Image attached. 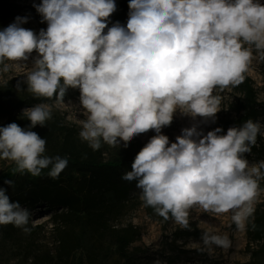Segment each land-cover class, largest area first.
Here are the masks:
<instances>
[{
	"label": "clouds",
	"instance_id": "obj_1",
	"mask_svg": "<svg viewBox=\"0 0 264 264\" xmlns=\"http://www.w3.org/2000/svg\"><path fill=\"white\" fill-rule=\"evenodd\" d=\"M34 7L46 30L36 34L21 26L27 17H16L0 31V73L24 72L27 91L55 96L58 106L67 107V90L78 89L86 117L77 120L79 137L94 151L102 142L127 147L135 136L154 131L122 180L137 181L144 202L160 216L170 215L189 229V210L199 206L216 214L231 212L237 227L245 228L264 191L259 183L264 161L250 166L245 154L264 125L249 119L223 135L219 127L205 135L193 125L170 146L161 129L177 111L214 121L222 99L214 90L243 80L254 58L251 46L264 59V4L130 0L126 26L116 22L111 27L115 0H41ZM22 115L28 127H0V160L13 162L20 173L39 176L50 168L49 176L57 177L67 158L45 156V139L31 130L45 126L52 106L37 104ZM4 184L11 187L13 181ZM7 191L0 187V225L23 228L30 213ZM200 243L208 250L231 246L229 237L211 225Z\"/></svg>",
	"mask_w": 264,
	"mask_h": 264
},
{
	"label": "rangeland",
	"instance_id": "obj_2",
	"mask_svg": "<svg viewBox=\"0 0 264 264\" xmlns=\"http://www.w3.org/2000/svg\"><path fill=\"white\" fill-rule=\"evenodd\" d=\"M40 2L41 0H19L22 9L9 25L16 17H27V23L21 26L38 34L44 28L34 17L30 7L39 5ZM259 2L264 4V0ZM251 47L254 58L245 73L251 80L260 111L264 108V59H261L254 46ZM35 57L36 53L33 52L26 62L28 67H31ZM2 67L3 65H0V68ZM13 79L24 81L25 73L15 70L0 73V104L4 100L2 87ZM236 87L237 84L230 85L224 90H214L213 94L222 98L221 110L216 113L214 121L199 116L192 118L177 111L173 115L172 123L161 129V134L168 137L169 145L176 142V137L181 135L182 129L193 125L197 126V131L205 135L215 128H220L221 125H227L221 135L226 134L230 127L242 126L239 124L243 113L242 97L236 92ZM64 103L67 107L58 106L57 99L48 103L52 106L49 121L53 120L59 126L74 132L77 139L88 145L79 137L81 129L77 120L86 119L83 109L79 107V90L69 88ZM260 113L256 122L264 125V112ZM7 125L4 113L0 110V127ZM44 130V139L48 141L53 137L51 133L54 128L47 124ZM261 133L256 140L255 148L252 149L251 146L250 153L245 154L250 166L264 161V128L261 129ZM154 135L155 132L150 130L135 136L128 142L127 147L123 142H119L116 147L102 142L100 147L102 156L99 160L106 162L127 153L132 154L135 159ZM54 144L56 143L53 142L49 144L50 147L45 148V156L57 150V145ZM15 167L11 161L0 160V176ZM30 176L37 177L31 174ZM19 177L15 178L11 187L4 186L8 188L9 197ZM259 183L260 188L264 190V179ZM82 187L90 202L85 212H81L78 205H74L71 210L31 209L28 210L30 213L28 224L23 228L12 224L0 225V264H155L157 261L160 264H264V256L258 253L261 244L249 240L248 222L245 228H238L231 219V212L216 214L194 206L189 210V227L199 231L200 236L197 239L189 238L175 242L174 232L184 228L170 215L165 219L157 214L153 207L144 202L140 189L131 192L126 199L117 200L109 189H89L84 184ZM255 211L264 212V191L258 197ZM208 225L218 228L220 234L229 237L231 246L228 249L215 246L212 250L204 248L200 243V237ZM128 230L135 233L130 240L128 239L129 244L120 250L116 240L120 236L128 237ZM182 251H187V254Z\"/></svg>",
	"mask_w": 264,
	"mask_h": 264
},
{
	"label": "trees",
	"instance_id": "obj_3",
	"mask_svg": "<svg viewBox=\"0 0 264 264\" xmlns=\"http://www.w3.org/2000/svg\"><path fill=\"white\" fill-rule=\"evenodd\" d=\"M129 2L130 0H115L116 11L109 17L108 27H111L116 22H119L121 26H126ZM30 8L34 17L46 30L47 24L41 23L42 17L36 12L35 7ZM21 9L19 0H0V31L9 26L10 21L15 18ZM106 32L107 28L105 29ZM18 82H20L21 90L17 88ZM2 90L4 100L0 104V110L4 113L8 124L16 123L21 128H26L29 124V121L21 113L23 109L33 107L37 104H48L56 100L55 96L45 98L33 95L27 91L26 85L19 79L11 80L2 87ZM236 90L242 97L241 109L243 113L239 124L243 125L249 119L256 122V119L261 114L260 112H264V108L259 111L256 93L246 73H244L243 80L237 84ZM48 121H46L45 125L49 124L53 126L54 131L51 133L53 137L46 141L48 146L45 145V148L50 147L51 145L49 144H53V142L56 143L54 145H57V150H54L48 157L60 156L61 158H67V166L55 178L49 176L50 168L43 169L37 177H31L28 173L15 171L16 167L1 175L0 187L7 186L4 184L5 180L14 182L15 178L20 176L16 180L12 195L10 196L12 201H18L21 207L28 210L41 208L47 210H71L74 205H78L81 208V212H85L90 202L87 195L82 191V184L89 189H109L117 200L126 199L131 192L139 189L136 186L137 181L122 180V176L131 170V165L134 162L132 154L127 153L110 161L102 162L99 160L100 156H102L100 148L94 151L89 145L77 139L74 132L59 126L53 120ZM226 127L227 125H221L222 132L225 131ZM44 128L45 126L41 127L37 125L31 130L44 139ZM257 138H259V135ZM253 148H255V145L252 146ZM252 223L256 225L254 229L252 228ZM134 233L133 230H128V237H118L116 242L120 250L129 244L128 239L130 240ZM247 233L250 242L261 244L258 253L264 256L263 211L254 212L253 217L247 223ZM199 236V231L189 227V229L184 228L174 232L173 241L177 242L189 238L197 239ZM171 244L175 246L174 243ZM182 253L187 254V251H182Z\"/></svg>",
	"mask_w": 264,
	"mask_h": 264
}]
</instances>
